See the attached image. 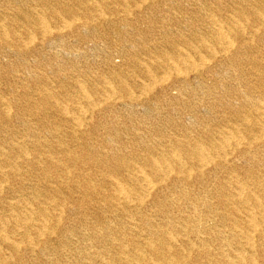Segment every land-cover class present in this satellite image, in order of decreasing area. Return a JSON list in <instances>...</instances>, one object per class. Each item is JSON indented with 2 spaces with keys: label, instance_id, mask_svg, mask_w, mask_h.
Returning a JSON list of instances; mask_svg holds the SVG:
<instances>
[{
  "label": "bare ground",
  "instance_id": "bare-ground-1",
  "mask_svg": "<svg viewBox=\"0 0 264 264\" xmlns=\"http://www.w3.org/2000/svg\"><path fill=\"white\" fill-rule=\"evenodd\" d=\"M0 264H264V0H0Z\"/></svg>",
  "mask_w": 264,
  "mask_h": 264
},
{
  "label": "rangeland",
  "instance_id": "rangeland-1",
  "mask_svg": "<svg viewBox=\"0 0 264 264\" xmlns=\"http://www.w3.org/2000/svg\"><path fill=\"white\" fill-rule=\"evenodd\" d=\"M69 43H72L74 46H78V44H77V42H75V39L74 38H71L70 40H69ZM99 59L101 58V56L99 57V55L97 56ZM114 61H115V63H121V61H122V59L120 58V56L119 55H116L115 54V56H114Z\"/></svg>",
  "mask_w": 264,
  "mask_h": 264
}]
</instances>
